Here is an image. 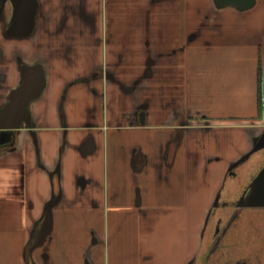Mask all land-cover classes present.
I'll use <instances>...</instances> for the list:
<instances>
[{
	"label": "crops",
	"instance_id": "1",
	"mask_svg": "<svg viewBox=\"0 0 264 264\" xmlns=\"http://www.w3.org/2000/svg\"><path fill=\"white\" fill-rule=\"evenodd\" d=\"M35 1L26 34L0 0V109L26 66L45 77L0 127V264L257 259L261 177L220 245L203 231L260 162L264 0Z\"/></svg>",
	"mask_w": 264,
	"mask_h": 264
},
{
	"label": "water",
	"instance_id": "2",
	"mask_svg": "<svg viewBox=\"0 0 264 264\" xmlns=\"http://www.w3.org/2000/svg\"><path fill=\"white\" fill-rule=\"evenodd\" d=\"M17 14L21 12L25 13V19L20 20L19 18L14 19L12 27L22 25L26 29V34L30 33L33 27V14L36 10L37 4L35 0H13ZM24 82L16 90H14L9 97L8 103L3 109H0V114L5 112V118H8V112L13 113L15 116L18 113V117L12 116L9 120L12 123L2 125V128L18 127L17 120H24L29 123L30 115L27 109L28 103L37 96L40 95L44 83L45 77L43 69L40 65L26 66L23 71ZM0 115V119H2ZM47 219V218H45ZM218 223L216 224V231L218 230Z\"/></svg>",
	"mask_w": 264,
	"mask_h": 264
},
{
	"label": "flooded vegetation",
	"instance_id": "3",
	"mask_svg": "<svg viewBox=\"0 0 264 264\" xmlns=\"http://www.w3.org/2000/svg\"><path fill=\"white\" fill-rule=\"evenodd\" d=\"M255 149L259 152L260 154V159H259V164L257 167V174L252 177L251 181L256 182V180L261 177L262 178V185L264 186V128L262 133L257 137L255 141ZM248 159H244L243 162L247 161ZM249 186V185H248ZM247 186V187H248ZM247 187L242 191L240 196L236 200H217V204L219 205L217 208H224V209H230L228 210L227 213L225 214H219L216 212H213L212 216L215 217V224H214V231H213V241H212V246L215 248L216 246L220 245V241L223 238V236L226 235L228 229L230 228L231 224L233 221L236 219L238 210L241 207V201L243 199V192L247 190ZM264 190V189H263ZM232 210V211H231ZM225 219L227 220L226 222ZM264 220V219H263ZM218 223V230L216 231V224ZM224 224V226H223ZM238 231L235 232V235H238L241 233L240 229H237ZM260 243V248L258 249V253L256 255L257 259L253 258L252 254L244 253L242 254V258L238 260H230L231 252H233L236 255L235 249L232 251H229V246H228V251L227 254L220 253L219 256L216 255L217 262L216 264H264V237ZM236 249H238L237 246H234ZM232 254V255H234ZM224 259H223V258ZM260 258L262 260H260Z\"/></svg>",
	"mask_w": 264,
	"mask_h": 264
},
{
	"label": "trees",
	"instance_id": "4",
	"mask_svg": "<svg viewBox=\"0 0 264 264\" xmlns=\"http://www.w3.org/2000/svg\"><path fill=\"white\" fill-rule=\"evenodd\" d=\"M254 152H258L256 149L255 150H253V151H251L250 153H249V155L245 158V159H248L247 161H245V162H243L242 161V166L245 164V163H247V162H249V160H250V158H251V156H253L254 154ZM257 168H256V170H255V172L252 174L253 176H255L256 174H257ZM251 175V176H252ZM56 176V175H55ZM251 176L249 177V181L247 182V184L244 186V189L252 182L251 181ZM56 178L54 177V189H55V191H56V188H57V185H56V180H55ZM243 189V190H244ZM214 224H215V221L214 222H211L210 223V221H209V224L207 223V225H206V227H205V229H204V231H203V237H205L206 235H209L210 234V237H211V239L213 240V238H214V235H213V231H214ZM30 246V245H29Z\"/></svg>",
	"mask_w": 264,
	"mask_h": 264
},
{
	"label": "rangeland",
	"instance_id": "5",
	"mask_svg": "<svg viewBox=\"0 0 264 264\" xmlns=\"http://www.w3.org/2000/svg\"><path fill=\"white\" fill-rule=\"evenodd\" d=\"M253 19L254 20H256V22H258V24H259V20H260V14H258V13H254L253 15ZM258 24H257V29H258V32L259 31H261L262 32V34L260 35V36H258V38H262L263 40H264V26L263 27H261V25L260 26H258ZM262 24V23H261ZM0 44H4V42H1L0 41ZM261 120L264 122V111L262 112V114H261ZM254 146H255V144H254ZM216 262H217V259H216V257H214V262H213V264H216Z\"/></svg>",
	"mask_w": 264,
	"mask_h": 264
},
{
	"label": "built area",
	"instance_id": "6",
	"mask_svg": "<svg viewBox=\"0 0 264 264\" xmlns=\"http://www.w3.org/2000/svg\"><path fill=\"white\" fill-rule=\"evenodd\" d=\"M259 102L262 110L264 111V78L261 80V84H260Z\"/></svg>",
	"mask_w": 264,
	"mask_h": 264
}]
</instances>
